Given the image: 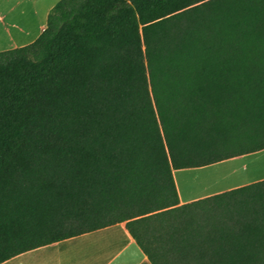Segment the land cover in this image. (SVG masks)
<instances>
[{"label": "trees", "instance_id": "1", "mask_svg": "<svg viewBox=\"0 0 264 264\" xmlns=\"http://www.w3.org/2000/svg\"><path fill=\"white\" fill-rule=\"evenodd\" d=\"M262 149L264 0H59L0 51V263L124 222L151 264H264V178L173 176Z\"/></svg>", "mask_w": 264, "mask_h": 264}, {"label": "crops", "instance_id": "2", "mask_svg": "<svg viewBox=\"0 0 264 264\" xmlns=\"http://www.w3.org/2000/svg\"><path fill=\"white\" fill-rule=\"evenodd\" d=\"M57 1L0 0V51L34 41L46 28L47 15ZM174 173L175 170L173 176L180 203L264 178L261 176L201 195L182 197ZM0 264L151 263L121 222L27 250Z\"/></svg>", "mask_w": 264, "mask_h": 264}, {"label": "rangeland", "instance_id": "3", "mask_svg": "<svg viewBox=\"0 0 264 264\" xmlns=\"http://www.w3.org/2000/svg\"><path fill=\"white\" fill-rule=\"evenodd\" d=\"M182 197L201 195L264 176V149L174 173Z\"/></svg>", "mask_w": 264, "mask_h": 264}]
</instances>
